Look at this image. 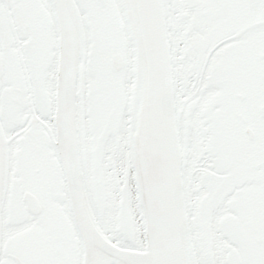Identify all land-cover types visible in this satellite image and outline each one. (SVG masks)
Wrapping results in <instances>:
<instances>
[{"label":"snow or ice","instance_id":"6c2138e0","mask_svg":"<svg viewBox=\"0 0 264 264\" xmlns=\"http://www.w3.org/2000/svg\"><path fill=\"white\" fill-rule=\"evenodd\" d=\"M0 264H264V0H0Z\"/></svg>","mask_w":264,"mask_h":264}]
</instances>
